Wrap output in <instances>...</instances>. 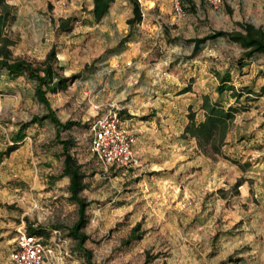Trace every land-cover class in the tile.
Wrapping results in <instances>:
<instances>
[{"label": "rangeland", "instance_id": "1", "mask_svg": "<svg viewBox=\"0 0 264 264\" xmlns=\"http://www.w3.org/2000/svg\"><path fill=\"white\" fill-rule=\"evenodd\" d=\"M140 2L157 25L141 23L125 41L130 0H114L100 22L93 0H0V13L14 8L3 26L13 57L39 62L56 45L63 73L78 75L48 95L61 121L76 124L60 131L49 121L31 125L9 154L21 125L47 107L32 80L1 75L0 264H8L19 231L30 228L45 229L47 242L62 230L72 256L61 264H264V55L239 68L237 43L219 37L195 52L190 41L240 30L238 22L264 25V0H226L214 11L189 0L182 18L171 0ZM69 16L78 19L71 30H58ZM228 69L241 97L217 91L215 72ZM205 97L239 108L217 134V149L184 137L190 113L204 119ZM111 109L135 135L134 167L106 170L90 150L93 121ZM59 133L76 141L72 153L88 174L90 258L68 236L78 206L69 200V177L60 175ZM137 222L143 237L124 245Z\"/></svg>", "mask_w": 264, "mask_h": 264}, {"label": "trees", "instance_id": "2", "mask_svg": "<svg viewBox=\"0 0 264 264\" xmlns=\"http://www.w3.org/2000/svg\"><path fill=\"white\" fill-rule=\"evenodd\" d=\"M114 0H93V8L91 10L95 21L100 22L108 13ZM133 5V14L128 18L127 23L131 27V33L126 37L125 41H129L132 37L134 29L140 25L144 19V10L140 0H130ZM13 6L6 5V9L0 13V78L3 72L10 78L27 77L35 84V98L47 107V112L42 115H35L29 122L21 125L18 132L13 137L14 144L7 151L9 154L18 148V143L26 137L25 130L34 124H43L46 121L57 126L58 131L61 129H69L76 122L68 120L62 122L57 115L56 110L51 106L49 93H57L67 89L74 82L78 75L66 76L63 73L64 67L58 57V48L53 45L47 53L46 57L39 62L29 60L22 57H13L11 46L14 40L3 34V26L7 23L11 16L15 15ZM77 17H61L59 19L58 30L68 31L77 21ZM240 30L233 31H213L204 37H196L190 41L194 43V51L198 52L208 40H216L219 37H225L233 43H237L242 49V56L239 59V68H242L247 61H250L257 55H264V25L256 26L252 23L238 22ZM219 77L217 91L220 95L230 92L233 97H241L245 92H237L233 82L231 70L224 73L216 71ZM189 89L185 90L188 91ZM245 90V89H244ZM246 91V90H245ZM252 93L248 91V94ZM236 98V99H237ZM203 109L205 110L204 119L197 121L195 114L190 113L189 122L185 127L184 137L196 138L201 148L205 149L208 144L212 143L214 149L217 141V134H224V126L234 118L235 112L239 110L237 106H225L219 101H212L208 97L204 98ZM58 142L62 146V152L59 157L63 158V169L61 177L68 176L70 183L68 186L69 200L78 206V218L74 224L68 228V236L78 241V248L87 258L91 257L92 252L88 250L84 243L89 236L84 232V228L90 221L88 208L91 204L83 191L87 188L86 178L88 176L82 163L72 153V149L76 146L73 138H61L58 134ZM217 147V148H216ZM29 233L42 236L48 235L43 228H30ZM145 230L142 228V222H137L131 229L129 235L123 240V244L128 246L143 237Z\"/></svg>", "mask_w": 264, "mask_h": 264}, {"label": "built area", "instance_id": "3", "mask_svg": "<svg viewBox=\"0 0 264 264\" xmlns=\"http://www.w3.org/2000/svg\"><path fill=\"white\" fill-rule=\"evenodd\" d=\"M174 14L182 18L186 13L189 0H171ZM205 2L212 8L219 9L226 0H192ZM93 138L90 150L106 170L113 167H134L139 158L135 152V135L125 124L116 109H111L98 116L92 123ZM71 257L67 240L61 229L53 230L50 240L43 236L20 230L9 254L8 264H61L64 257Z\"/></svg>", "mask_w": 264, "mask_h": 264}, {"label": "crops", "instance_id": "4", "mask_svg": "<svg viewBox=\"0 0 264 264\" xmlns=\"http://www.w3.org/2000/svg\"><path fill=\"white\" fill-rule=\"evenodd\" d=\"M206 4H208V3H206ZM207 6H210L209 4L207 5ZM213 9V8H212ZM213 11H214V9H213ZM148 24V25H150V26H156L157 24L154 22V20L150 17V16H146L145 15V13H144V19H143V21H142V24ZM172 28V27H171ZM170 28V29H171ZM130 120H132V119H130Z\"/></svg>", "mask_w": 264, "mask_h": 264}]
</instances>
